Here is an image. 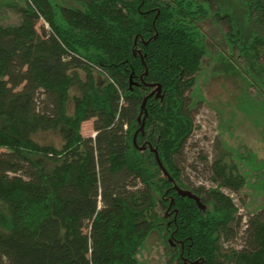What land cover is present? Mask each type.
Returning a JSON list of instances; mask_svg holds the SVG:
<instances>
[{
  "label": "trees",
  "instance_id": "16d2710c",
  "mask_svg": "<svg viewBox=\"0 0 264 264\" xmlns=\"http://www.w3.org/2000/svg\"><path fill=\"white\" fill-rule=\"evenodd\" d=\"M219 1L11 4L20 21H0V150H10L0 153V264H145L139 252L162 219L165 264H264V210L243 220L224 191L245 186L238 165L216 156L210 186L185 174L203 22L227 28L232 48L264 69V36L240 46ZM250 14L264 26L262 2ZM87 120L94 136L83 135ZM48 131L61 146L34 137Z\"/></svg>",
  "mask_w": 264,
  "mask_h": 264
},
{
  "label": "rangeland",
  "instance_id": "374dc122",
  "mask_svg": "<svg viewBox=\"0 0 264 264\" xmlns=\"http://www.w3.org/2000/svg\"><path fill=\"white\" fill-rule=\"evenodd\" d=\"M259 2L264 4V0L219 1L221 10L232 16L240 34V46H247L257 36H264V26L250 14ZM0 3V21L18 23L20 15L11 4H22L23 0H0ZM203 29L208 36L209 51L192 90L198 107L195 130L186 149L185 174L195 184L212 185L206 164L226 152L227 160L234 161L244 174L246 184L240 193L224 191L232 196L239 214L247 220L250 213L264 210V69L246 51L234 50L226 36L227 28L213 18L203 22ZM95 75L98 81L102 80L103 76L97 70ZM67 108L69 113L73 112L71 100ZM82 132L85 136L96 134L92 120L83 123ZM34 137L42 144H62L57 132H40ZM0 153L8 155L10 150L3 148ZM47 166L51 165L47 163ZM165 222L163 219L158 221L157 228L147 236L139 252V258L145 264H165L172 254ZM240 235L226 242L225 248L240 247L243 243Z\"/></svg>",
  "mask_w": 264,
  "mask_h": 264
},
{
  "label": "water",
  "instance_id": "95a60500",
  "mask_svg": "<svg viewBox=\"0 0 264 264\" xmlns=\"http://www.w3.org/2000/svg\"><path fill=\"white\" fill-rule=\"evenodd\" d=\"M143 106H145V102H144ZM135 143H136V142H135ZM140 148L144 149L145 146H144V145H143V146H140ZM153 150H154L155 153H156V150H155V149H153ZM156 156H157V159H158V161H159V163H160V165H161V161L159 160V157H158V154H157V153H156ZM175 187L179 190V192H180L181 194H183V195L193 196V194H192L189 190H184V189L178 187L177 185H176Z\"/></svg>",
  "mask_w": 264,
  "mask_h": 264
}]
</instances>
